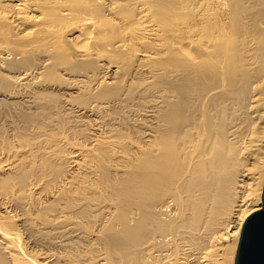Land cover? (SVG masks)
<instances>
[{
  "label": "bare ground",
  "instance_id": "bare-ground-1",
  "mask_svg": "<svg viewBox=\"0 0 264 264\" xmlns=\"http://www.w3.org/2000/svg\"><path fill=\"white\" fill-rule=\"evenodd\" d=\"M32 54L48 58L11 73ZM0 70V102L27 97L34 113L19 146L0 141V264L45 262L16 211L39 194L38 229L93 233L103 264H214L229 238L220 264L234 258L261 206L264 173L252 179L234 126L264 106V0H0ZM62 70L82 71V89L64 95Z\"/></svg>",
  "mask_w": 264,
  "mask_h": 264
},
{
  "label": "rangeland",
  "instance_id": "rangeland-1",
  "mask_svg": "<svg viewBox=\"0 0 264 264\" xmlns=\"http://www.w3.org/2000/svg\"><path fill=\"white\" fill-rule=\"evenodd\" d=\"M13 28V29H12ZM11 32L12 33H18V32H20L21 30H22V27L21 28H14V27H11ZM15 30V31H14ZM65 40V39H64ZM48 55L47 54H45V55H41V54H32V55H30V56H28V57H25V58H20V59H17V60H13V61H11L10 60V62H11V73L12 72H14V73H12V74H16L17 72H18V74H19V72L21 73V72H23L24 70H26V69H31V68H34V67H40L42 64H43V61L46 59V58H48L47 57ZM43 58V59H42ZM45 58V59H44ZM22 59H28L29 60V62L28 63H25V61H21ZM41 59V60H40ZM33 60V61H32ZM38 60V61H37ZM43 60V61H42ZM34 61H37V62H34ZM16 62V63H15ZM73 66L74 65H69L68 67H67V69H69V70H72V68H73ZM65 71H63L62 70V73H60L59 71H57V73H59L60 75L56 78V80H62V79H65L66 81H64L66 84H68V87H70V88H68L67 90H64V95L65 94H67V95H70V94H72V92L73 91H75V90H73V88L72 87H76L77 88V91H78V89L79 90H81L82 88H80V86L81 85H79L78 84V82H76V81H74L73 79H72V77L74 76V78H76V79H78V77H81L82 75H83V73H82V71H79V70H75L73 73H71V74H68L67 72H65ZM2 72V70H0V89H3L4 88V86L6 85V83H7V78H8V76L5 74V73H3ZM4 74H5V79H3L4 78ZM65 74V75H64ZM73 75V76H72ZM72 76V77H71ZM77 76V77H76ZM101 77H102V75H101ZM147 82H150L149 81V79H147ZM77 83V85H75L74 86V84H76ZM62 85V84H61ZM63 85H64V83H63ZM71 85H73L72 87H71ZM256 84H254V88H256V91H259V90H262L263 88H264V83L261 81V82H258L257 81V85L255 86ZM261 85V86H260ZM146 86V85H145ZM63 88H65L64 86H62ZM67 87V86H66ZM87 87H89L90 89H92L91 88V85H88L87 84ZM72 88V89H71ZM70 89V90H69ZM139 90H140V97L134 102V104H137V103H142V102H144V98H145V95L143 94V91H142V88H139ZM68 91H69V93H68ZM255 93H257V92H253V94H255ZM252 94V95H253ZM74 95V94H73ZM136 95V94H135ZM263 95V94H262ZM262 95H261V97H259V100H260V98H262L261 100H263V98L264 97H262ZM264 96V95H263ZM18 96H15V98H12L11 100H2L1 102H0V113H2V114H5V115H9V116H11L10 117V121H6V122H0V141L2 142V141H8L9 143H11L12 145H17L18 144V146H19V138H17V136H18V134H19V136H21V134L22 133H24L25 135H27V132H26V126H25V124H26V119L30 116V115H33L34 113H32L33 112V108H32V104L31 103H29L28 101H29V99L27 98V97H24L23 99H21L20 97L19 98H17ZM66 97H68V96H64V98H66ZM72 97H75V96H72ZM124 99H127V97H123ZM132 98H133V96H132ZM157 100V99H156ZM258 100V99H257ZM127 101V100H126ZM125 101V102H126ZM264 101V100H263ZM26 102V103H25ZM124 102V103H125ZM262 102V101H261ZM260 101L258 102L259 103V105H258V103H256L254 106H252L250 109L248 108L247 110H244V111H242L241 113H239V112H236L237 111V108L235 107V106H233L232 107V110L230 109V116H233L234 115V112H236V117L235 118H237V120H236V122H235V130H237L238 131V133H239V136H240V138L238 139L239 141H241L242 142V146L244 147V150H243V156H244V158H245V160H247L246 161V163H247V168H249L250 169V171H251V173H252V179L254 178H256V179H259V176H260V174H263L264 173V165L262 164L263 162H264V147H262V146H264V138H263V136H264V133L263 134H261L260 132H264V110H262V111H260L259 112V109H263V107L264 106H262L263 104L261 103ZM124 103H122V104H124ZM264 103V102H263ZM250 105V104H249ZM257 105V106H256ZM261 105V106H260ZM256 106V107H255ZM26 107V108H25ZM28 107V108H27ZM116 108H117V110H118V106L116 107V105H115V110H116ZM8 110H10V111H8ZM32 112H31V111ZM8 111V112H7ZM251 111H252V113H251ZM244 112H246L247 114H248V116H249V120L247 121V120H245V118L243 117V115H242V113H244ZM61 114H63V112L61 113ZM61 114H55V115H53V117H54V119L55 120H57V121H60V120H62V118H60V116H61ZM124 116H126L125 114H123ZM258 115V116H257ZM14 116V117H13ZM71 116V115H70ZM115 117L118 119V116L117 115H115ZM115 117H113V118H115ZM259 117V118H258ZM13 118V119H12ZM93 118H96V117H93ZM115 118V119H116ZM129 119H130V117H128ZM226 118H227V120H229L230 118L226 115ZM133 119H135V118H131L130 119V124L132 125L131 127H132V129L130 128L129 129V132L131 131V130H134V132H136L135 134H137V132H138V128L136 127V126H133ZM12 121V122H11ZM10 123V124H9ZM9 126H8V125ZM117 124H118V121H117ZM252 124V125H251ZM6 126V127H5ZM11 126V127H10ZM127 126H129V125H127ZM17 127V128H16ZM8 128V129H7ZM11 128V129H10ZM135 128V129H134ZM11 130H12V132H13V134L12 133H10L11 132ZM137 130V131H136ZM7 131V132H6ZM21 133V134H20ZM139 133V132H138ZM29 135H30V133H28ZM4 135H5V137L6 136H8V135H12V136H10L9 137V139H7L6 140V138H4ZM22 136H24L23 134H22ZM244 136V137H243ZM243 138V139H242ZM10 140H11V142H10ZM243 140V141H242ZM18 141V142H17ZM14 143V144H13ZM262 143V144H261ZM260 144V145H259ZM249 146V147H248ZM255 150V151H254ZM259 150V151H258ZM260 152V153H259ZM20 154V153H19ZM247 156H246V155ZM250 155V156H249ZM246 156V157H245ZM256 156V157H255ZM251 157V158H250ZM259 157H261V158H259ZM15 158V157H14ZM248 158V159H247ZM253 158V159H252ZM259 158V159H258ZM1 159V161H4V159L5 158H0ZM13 158H11L10 160H12ZM257 159V160H256ZM260 159H263V160H261V162H260ZM257 162V163H256ZM254 165H253V164ZM261 165H260V164ZM261 166V167H260ZM259 168V169H258ZM263 170H262V169ZM1 172V171H0ZM253 173H254V175H253ZM260 173V174H259ZM251 179V182H254L253 180ZM41 189H42V187H41ZM259 189H262L261 187H259L258 188V190ZM40 191V188H39V190L37 191H35L34 193H33V195L34 194H36V193H38ZM261 191L262 190H259L258 191V193H260V194H255V192L257 193V190L256 191H254V193L252 194V196H251V203H252V206L255 204V205H258L259 203H260V200H259V198L258 197H261ZM256 195L258 196L257 197V200L255 199L256 198ZM41 196V197H40ZM255 196V197H254ZM44 196L42 195V194H39V197L38 196H34V199L31 201V202H28L27 203V207L26 206H23V207H16L15 209H16V211H17V213L18 214H24V217L25 218H23L25 221H24V223H22V225H21V227H18L19 228V230H20V232L22 233V235L24 236V232H26L27 231V233H25V239H24V241H27L26 242V248H28V246H29V248H28V251L30 252L31 250V253H29V254H31V256H33V257H36L35 259L38 261V262H41V261H45V262H43L44 264L45 263H47V264H71V263H73V264H97V262H98V260H99V258L97 257V254H98V247H99V245L97 244V243H95L94 242V240H95V237L93 236V233L88 237V238H85V237H83L84 235L83 234H80V233H78V232H75L73 229H71L70 230V227L69 226H67V225H69V224H67V223H65L64 224V227H62L61 229H59L60 231H56V229H47V228H43L42 226H40L39 228L40 229H38V226L39 225H37L36 226V222L34 221V220H37V218H36V214H38L39 212H40V210H41V208H42V206H41V203H42V201L44 200V198H43ZM42 199V200H41ZM254 200H256V201H254ZM256 202H258V203H256ZM35 204H36V206H35ZM29 205H31V206H29ZM37 206H38V208H37ZM25 207V208H24ZM31 207V208H30ZM34 207V208H33ZM20 208V209H19ZM27 209V210H26ZM35 209V210H34ZM38 209H39V211H38ZM19 211H20V213H19ZM22 211V212H21ZM27 211V212H26ZM30 211V212H29ZM32 212V213H31ZM34 212V213H33ZM33 214V215H32ZM35 214V215H34ZM70 220H73V221H77V222H79V220L78 219H70ZM70 220H68V221H70ZM32 221V222H31ZM30 223V224H29ZM32 223H33V225H34V227L36 228H34V227H30V226H32ZM69 223V222H68ZM19 224V223H18ZM21 224V223H20ZM25 224V225H24ZM29 226H28V225ZM26 227V228H25ZM30 229V231H28L29 229ZM23 228H24V230H23ZM67 228V229H66ZM23 231H22V230ZM31 229H32V231H34V230H37V231H43L42 233H38L37 231H34L35 232V234H33V235H31L32 234V232H31ZM45 229H46V231H45ZM62 229H63V231H62ZM66 229V230H65ZM54 230V231H53ZM70 230V231H69ZM50 231V233H51V231H53L52 232V234L53 235H55V236H50V233H47V232H49ZM66 231H68V232H66ZM31 232V233H30ZM33 232V233H34ZM55 232V233H54ZM58 232H60V233H58ZM63 232V233H62ZM82 232V231H81ZM57 233V234H56ZM66 235H65V234ZM67 233H68V235H67ZM73 233H74V235H73ZM83 233V232H82ZM77 234H79V235H77ZM94 234H95V231H94ZM38 236L37 238L35 237V236ZM41 235H44V236H42L41 238H40V236ZM56 235H58V236H56ZM61 235V236H60ZM66 237H65V236ZM73 235V236H72ZM48 236H50L49 238H48ZM69 236H70V239H69ZM78 236V237H77ZM32 237V238H31ZM33 237H35L36 238V241H35V238L33 239ZM24 238V237H23ZM43 238H44V240L46 241H44L43 240ZM58 238V239H57ZM60 238V239H59ZM72 238V239H71ZM75 238V239H74ZM83 238H85V239H83ZM93 238V239H92ZM43 240V241H41V240ZM54 239V240H53ZM56 239V240H55ZM30 240V241H29ZM58 240H60V241H58ZM73 240V241H72ZM88 240V241H87ZM39 241V242H38ZM78 241V242H77ZM81 243H80V242ZM57 242V243H56ZM43 243H45V244H43ZM77 243V244H76ZM79 243V244H78ZM83 243V244H82ZM227 243H232V238H229L226 242H223V244L222 245H219L220 246V249H218L219 247H217V249L216 250H213L214 252H213V257H210V259L211 260H209L210 261V263H211V261H212V263H214V264H220V263H222V261H223V258H222V248L225 246V245H227ZM46 244H48V245H46ZM63 244V245H62ZM82 244V245H81ZM84 244H87V245H84ZM59 245V246H58ZM63 246V247H62ZM68 246V247H67ZM69 246H71V247H69ZM73 246V247H72ZM77 246V247H76ZM79 246H81V247H79ZM59 247V248H58ZM93 247H94V249H93ZM96 248V249H95ZM87 249H89V250H87ZM69 250V251H68ZM78 250H81V251H78ZM85 250V251H84ZM87 250V251H86ZM97 250V251H96ZM41 251V252H40ZM63 254H62V253ZM68 252H69V254H68ZM218 253L219 255H220V258H219V255L218 254H216V253ZM76 253V254H75ZM216 254V256L218 257H216L215 256V254ZM45 254V255H44ZM47 255V256H46ZM95 255V256H94ZM101 255V254H100ZM101 257L103 258V256L101 255ZM63 258V259H62ZM84 260H83V259ZM92 258H96V259H92ZM214 258H215V260H214ZM217 258V259H216ZM58 259V260H57ZM82 259V260H81ZM91 259H92V261H91ZM208 259V258H207ZM233 258H232V256H230V257H228V263H226L227 262V260H225L224 261V264L226 263V264H229L230 263V261L232 260ZM40 260V261H39ZM70 260H72V262H69ZM230 260V261H229ZM50 261V262H49ZM65 261V262H64ZM66 261H67V263H66ZM76 262V263H75ZM96 262V263H95ZM101 262V263H100ZM42 263V264H43ZM98 264H103V262H102V260H99V262H98ZM230 264H233V262L232 263H230Z\"/></svg>",
  "mask_w": 264,
  "mask_h": 264
},
{
  "label": "water",
  "instance_id": "water-1",
  "mask_svg": "<svg viewBox=\"0 0 264 264\" xmlns=\"http://www.w3.org/2000/svg\"><path fill=\"white\" fill-rule=\"evenodd\" d=\"M233 264H264V178L260 209L242 223Z\"/></svg>",
  "mask_w": 264,
  "mask_h": 264
}]
</instances>
